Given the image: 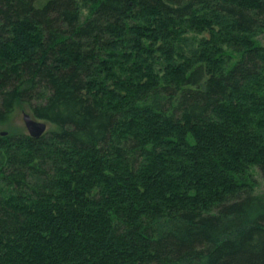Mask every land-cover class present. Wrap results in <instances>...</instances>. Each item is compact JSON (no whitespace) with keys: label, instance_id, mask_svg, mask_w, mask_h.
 <instances>
[{"label":"trees","instance_id":"16d2710c","mask_svg":"<svg viewBox=\"0 0 264 264\" xmlns=\"http://www.w3.org/2000/svg\"><path fill=\"white\" fill-rule=\"evenodd\" d=\"M0 264H264V0H0Z\"/></svg>","mask_w":264,"mask_h":264},{"label":"rangeland","instance_id":"374dc122","mask_svg":"<svg viewBox=\"0 0 264 264\" xmlns=\"http://www.w3.org/2000/svg\"><path fill=\"white\" fill-rule=\"evenodd\" d=\"M24 113H28L24 107L18 108L12 115L8 124L3 129L0 130V133L5 132L8 134V133L19 132V131L27 133L24 127L23 121H22V115ZM47 129H48V125H47ZM254 178L257 183L256 193H264V180L261 178V176L256 171H255Z\"/></svg>","mask_w":264,"mask_h":264},{"label":"water","instance_id":"95a60500","mask_svg":"<svg viewBox=\"0 0 264 264\" xmlns=\"http://www.w3.org/2000/svg\"><path fill=\"white\" fill-rule=\"evenodd\" d=\"M22 121H23L27 134L33 139L40 138L46 132L47 124L42 121H38L34 119L28 113H24L22 115ZM0 134L2 136H5L7 133L2 132Z\"/></svg>","mask_w":264,"mask_h":264}]
</instances>
